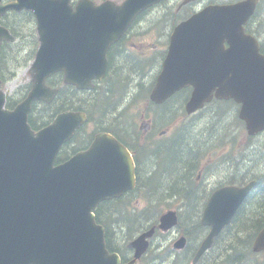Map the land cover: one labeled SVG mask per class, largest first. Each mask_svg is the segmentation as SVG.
Masks as SVG:
<instances>
[{"label": "water", "instance_id": "95a60500", "mask_svg": "<svg viewBox=\"0 0 264 264\" xmlns=\"http://www.w3.org/2000/svg\"><path fill=\"white\" fill-rule=\"evenodd\" d=\"M157 1L128 0L122 6L106 2L77 13L70 12L68 1L60 7L48 0L0 3V14L8 9L35 10L41 41L29 97L15 111L7 112L0 92V264H135L146 250L153 229L130 244L136 248L135 257L121 263L117 252L108 251L104 227L95 220L101 201L135 186L127 149L110 134L99 133L88 151L54 166L60 147L85 115L60 114L36 135L27 124V115L34 99L50 101L55 96V90L45 85L46 77L55 71H66V82L92 87L93 78L104 76L111 43L140 10ZM256 3L212 5L180 23L151 98L163 102L183 86L193 85L188 112L201 108L214 95L233 98L242 105L240 117L248 132L264 130V54L244 27ZM2 39L14 37L0 26V44ZM225 40L230 43L227 49L222 45ZM249 188H228L222 197L210 201L202 223L212 228L196 260L230 222ZM160 220L163 230L177 223L173 211ZM183 245V240L176 243ZM254 248L264 249V229Z\"/></svg>", "mask_w": 264, "mask_h": 264}, {"label": "trees", "instance_id": "16d2710c", "mask_svg": "<svg viewBox=\"0 0 264 264\" xmlns=\"http://www.w3.org/2000/svg\"><path fill=\"white\" fill-rule=\"evenodd\" d=\"M254 18L250 23L255 21V25L251 26L250 24L249 30L257 34L262 33L264 30V21L259 19L254 20ZM261 49L264 52V41L261 44ZM126 69L127 67L123 70L121 69L119 75L115 77L112 76L109 85L103 87L98 94L89 99V104L91 105L90 108H92L91 111L88 110L90 118L97 119L98 124L101 117L107 118L106 121L103 120L100 124L111 126H113L111 123H115L119 120L118 126L120 131L123 130V128L120 127H123L125 121H131L134 123L136 122L137 117H140V114L130 110L131 105L135 100L121 111H111L112 108L118 110V108L115 109L118 98L123 99L127 95L129 83L131 81L130 76L133 74L143 75L141 68H138L137 65L136 69ZM126 72H128V76L125 74ZM140 85H142V83H140ZM179 96L185 100L188 93L183 92ZM66 101L70 102V97H66V95L62 96L59 100V105L64 106ZM58 108L59 107H57V109ZM107 111H110L109 115L105 114ZM222 112L223 111L216 110V115H220ZM124 115H127L128 118ZM174 118L175 117H172V119ZM179 137L181 139V137L188 136H181L180 133H178L174 138H171V140ZM179 140L163 141L156 147V149L162 153L163 157L167 156L169 161H171L169 163V168H171L173 164L174 166H180L182 164L183 166H188L192 162V159H189L188 153H182L183 151L188 150L187 147L182 144L185 141ZM190 142L191 141H189V143ZM148 150V148H144L146 154H148ZM182 157L185 158L184 162L181 160ZM64 158V155H61L59 160H63ZM144 185L145 182H139L137 192L143 191ZM251 201L255 206L250 208L247 213L243 214V212L240 211L238 213L239 215L232 220L230 225H228L222 233L223 235L221 237L226 234V236L229 237L230 242L225 248V260L219 262L224 264H246L247 260L252 255V240L256 233L264 227V188L260 189L259 194ZM196 205L197 204L191 206L194 208ZM154 207L157 208L158 205H155ZM134 209L135 208H132L130 202L123 198L105 201L101 203L98 208L96 218L99 223L105 226L106 243L110 251L125 252L124 244H119L117 238L118 231L119 233H121L120 231H123L124 236H127V239H131L134 236V233L146 228L145 222L149 220L151 213H145V211H137ZM175 263L177 264V261Z\"/></svg>", "mask_w": 264, "mask_h": 264}, {"label": "flooded vegetation", "instance_id": "af4514ba", "mask_svg": "<svg viewBox=\"0 0 264 264\" xmlns=\"http://www.w3.org/2000/svg\"><path fill=\"white\" fill-rule=\"evenodd\" d=\"M11 1V0H4ZM80 0H71L73 8L76 7ZM96 4H100L106 0H91ZM116 3H122L125 0H112ZM167 1V0H166ZM173 2L170 6L179 14V12H187L192 9V12L209 3L217 2L218 0H192L187 4H184V0H168ZM144 14L139 16L135 20L134 24L129 30L123 35L122 52L127 51V44L130 49L136 50L137 52L143 53L145 58L151 52H148V48L153 46L152 42L141 41L137 43L135 39L141 34L138 29L145 27L146 22L144 21ZM144 36L147 35L142 34ZM156 46V45H155ZM193 140V139H189ZM185 140L183 146L187 147V151H183L189 154V159H192L191 164L188 166H173L169 168L168 157H163L162 153L156 149L163 141H124L127 146L134 148L136 154V161L138 167L142 169L137 171V174H146L144 182L145 186H155L162 188H184L191 185L196 189L195 195L199 205H205L210 197L218 189L227 186H241L242 180L247 177V173L244 172L243 165H237L236 161H233L232 156L235 154L227 153V151L217 150L215 141H198L190 142ZM83 141H73L69 144L70 158L79 149L84 148L87 144L81 146ZM89 142V141H88ZM123 142V141H122ZM123 142V143H124ZM124 143V144H125ZM81 146V147H79ZM79 147L78 149H76ZM144 148H148V154L144 152ZM182 162L185 158L182 157ZM197 204V203H196ZM188 238V236H187ZM189 242V238H188ZM184 251V250H182ZM128 258V257H127Z\"/></svg>", "mask_w": 264, "mask_h": 264}, {"label": "rangeland", "instance_id": "374dc122", "mask_svg": "<svg viewBox=\"0 0 264 264\" xmlns=\"http://www.w3.org/2000/svg\"><path fill=\"white\" fill-rule=\"evenodd\" d=\"M167 4H170V2H168ZM163 7H165V5H163L162 7H159L157 9H155L154 11H152L150 14H148L147 18H146V22L149 24L151 23L153 20L158 19L162 12H163ZM257 18H261L264 19V5L262 6V8H260V11L258 13ZM147 25V24H146ZM167 30V29H166ZM139 32H141V34L135 39V41L137 43L141 42V41H147V42H152L153 43H157L160 44L159 48H153V50H159L161 48H163L165 46L164 41L166 39V35L165 34H161L159 32H154L153 34H147L146 36L142 35L145 34L146 28H142V29H138ZM26 49V48H25ZM25 49H23L22 51H24ZM153 51V52H154ZM26 53V52H23ZM19 58V53L17 54H13L12 55V59L10 60L11 64L14 65L12 68H17V74L15 77L11 78L10 81H8V83L5 86L6 90H9V92L14 91L16 88H18V86H20L21 84H24L27 80L30 79V75L28 72V65H22V66H15L16 65V59ZM122 60L120 58L117 59V62L120 63ZM155 72V68L153 69H149L148 72L144 75H138V74H133L131 75V84L130 87L128 89V95L127 97H130L131 95L135 94L138 90L139 87L137 86V82L139 80H144L145 83H148V77ZM147 75V76H145ZM145 76V77H144ZM144 103H141L140 100L138 101L137 105H143ZM230 113H227L225 115H222L219 117V115H205L204 114H199V115H194L193 117H189L186 119L185 123L186 124V129H190L189 133H188V141L191 142H195L196 140L198 141H203L201 136L203 134V130L205 133H207V130L210 128L212 129L213 127L215 128V132L217 135L219 134H224L227 131V128H229L230 126L227 125V122L229 120V118L231 119V121L234 120V111L232 109L228 110ZM164 118L163 120H166L167 118H169V116L171 115V113L169 111H167L166 113H164ZM184 120L181 119V123ZM190 123V124H189ZM90 129L93 128V126L89 127ZM171 135V133H170ZM261 138H264V136H262ZM189 139H193V140H189ZM185 141V140H183ZM187 141V143H188ZM261 141H264L263 139H259V140H253V142H249V147L247 149V161H246V167L249 168L250 170L253 171H264V149H261L260 152L259 150H256L258 147L261 146ZM133 196H140V192H137L136 194H134ZM197 195H193V197L191 198V205H195L197 203V199H196ZM139 204L138 202L134 201L133 204H137V209L136 210H143L145 208H147L148 206V201L145 198H141L139 200ZM158 205L157 208L153 207L154 210L158 213H160L161 211L166 210V208L169 207V205H167V203H161V204H156ZM174 206V205H172ZM193 208V207H192ZM149 222V221H148ZM146 222V223H148ZM195 225V224H193ZM119 229H123V228H119ZM126 229V228H124ZM120 237H122V235H120ZM164 243L165 242V237L160 235L156 237V245L158 243ZM166 245V244H164ZM161 251L159 248L156 249L155 248V252H159ZM260 256H258L256 258V261L261 262L260 261ZM161 259L162 257H160L159 259H157L156 263L159 264L161 263Z\"/></svg>", "mask_w": 264, "mask_h": 264}, {"label": "bare ground", "instance_id": "6f19581e", "mask_svg": "<svg viewBox=\"0 0 264 264\" xmlns=\"http://www.w3.org/2000/svg\"><path fill=\"white\" fill-rule=\"evenodd\" d=\"M138 70V69H137ZM237 253V252H236Z\"/></svg>", "mask_w": 264, "mask_h": 264}]
</instances>
